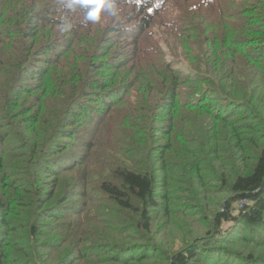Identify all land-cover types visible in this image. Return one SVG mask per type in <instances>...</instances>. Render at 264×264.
I'll use <instances>...</instances> for the list:
<instances>
[{"label": "trees", "instance_id": "16d2710c", "mask_svg": "<svg viewBox=\"0 0 264 264\" xmlns=\"http://www.w3.org/2000/svg\"><path fill=\"white\" fill-rule=\"evenodd\" d=\"M116 3L0 0V264H264V0Z\"/></svg>", "mask_w": 264, "mask_h": 264}, {"label": "clouds", "instance_id": "9594fccd", "mask_svg": "<svg viewBox=\"0 0 264 264\" xmlns=\"http://www.w3.org/2000/svg\"><path fill=\"white\" fill-rule=\"evenodd\" d=\"M62 7L69 11H76L77 8L85 10V20L92 24L101 22L102 15L117 17L120 14L116 0H61ZM62 31H69L72 25L62 23Z\"/></svg>", "mask_w": 264, "mask_h": 264}, {"label": "rangeland", "instance_id": "374dc122", "mask_svg": "<svg viewBox=\"0 0 264 264\" xmlns=\"http://www.w3.org/2000/svg\"><path fill=\"white\" fill-rule=\"evenodd\" d=\"M187 150H188V154H183L182 157H190V159H192V161H194L193 158H192V156H191V154H190V148H188ZM197 154L200 156L199 159H203L204 153H202V150H201V153H197ZM228 154L229 153L227 151V148L223 145L222 148H221V155H222V157H226V156H228ZM196 155L194 156V158L196 157ZM205 166H207V169H205V171L208 170L209 172H212L214 170V168H218L215 161H213L212 164H211V166H209V167H208V165H206V163H203V162H201L199 164V168H201L203 170H204V167Z\"/></svg>", "mask_w": 264, "mask_h": 264}]
</instances>
